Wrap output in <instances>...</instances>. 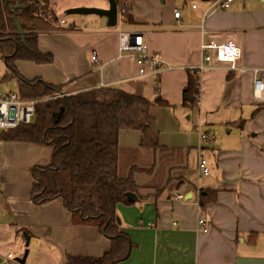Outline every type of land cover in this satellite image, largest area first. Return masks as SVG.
<instances>
[{
  "label": "crops",
  "instance_id": "1",
  "mask_svg": "<svg viewBox=\"0 0 264 264\" xmlns=\"http://www.w3.org/2000/svg\"><path fill=\"white\" fill-rule=\"evenodd\" d=\"M202 3L193 9L189 0H129L127 25L132 28L126 32H144L149 52L175 69L159 79L139 76L137 64L120 55L119 31L109 30L107 20L98 17L87 26L59 24L56 32L47 26L48 31L39 35L38 49L52 54V63H15L30 84L43 82L66 94L105 86L150 103L160 97L169 105L152 108L151 116L161 145L181 150L174 154L175 162L183 163L190 185L179 190L192 198L172 202L178 191L154 196L142 190L134 205L119 204L120 230L135 244L129 259L119 264H264V124L241 125L244 116L259 108L253 70L264 72V25L243 29L242 11L234 2L227 10L216 3ZM99 7L108 8V4ZM176 11L180 19L175 18ZM228 39L240 45V66L246 74L228 73L215 63L207 64L201 75L192 71L201 63L203 45ZM93 52L98 54V65L92 62ZM195 79L198 102L190 109L184 106V91ZM209 117H215L214 123L223 122L226 133L218 136L210 128L217 138L207 144L206 151L201 150L210 175L199 177L200 147H189L184 163L183 147L175 143L181 137L183 146L192 144L195 129L200 140L199 132L204 133ZM140 142L138 131L120 132L122 148H138ZM192 156L194 162L188 159ZM52 159L48 146L0 138V264H66L68 256L99 259L112 247L98 227L74 225L61 200L34 204L32 173L48 167ZM190 167L195 177H209L206 185L191 178ZM136 178L143 186L152 176ZM199 190L217 191V200L205 211L199 207ZM200 219L206 231L199 226Z\"/></svg>",
  "mask_w": 264,
  "mask_h": 264
},
{
  "label": "trees",
  "instance_id": "2",
  "mask_svg": "<svg viewBox=\"0 0 264 264\" xmlns=\"http://www.w3.org/2000/svg\"><path fill=\"white\" fill-rule=\"evenodd\" d=\"M50 3V0H0V54L11 73L9 77L17 80L23 99L43 98L47 92L59 91L43 82L30 84L15 65L17 61L52 63V54L39 51L38 38L48 31L47 26L51 32L58 30L53 25L57 17L51 13L49 20L41 18L43 23L36 24L38 15H45ZM130 17L128 11L129 23ZM17 21L26 34V45L17 33ZM197 92L198 80H190L184 91L185 107L195 108ZM53 101L44 108V104L38 106L35 124L20 126L0 138L50 147L52 163L32 173L34 204L42 206L61 200L74 225L98 227L112 242L110 251L102 258L68 256L66 264L125 262L135 244L120 230L117 207L131 206L137 201L140 185L135 178L140 173H136V165H146L150 155L161 153L157 161L164 175L166 167L177 161L174 154L179 150L161 145L151 116L152 108H169V105L160 97L150 103L145 98L107 88L71 95L63 103L50 104ZM260 111H264V105L258 108L257 112ZM124 130L141 134L138 148L120 146L119 135ZM161 177L160 172L158 180ZM199 196V207L205 211L217 200V191L200 192Z\"/></svg>",
  "mask_w": 264,
  "mask_h": 264
},
{
  "label": "built area",
  "instance_id": "3",
  "mask_svg": "<svg viewBox=\"0 0 264 264\" xmlns=\"http://www.w3.org/2000/svg\"><path fill=\"white\" fill-rule=\"evenodd\" d=\"M193 3V9L197 8L195 0H189ZM220 3V4H219ZM216 2V5L221 10H227L231 7L233 0H220ZM118 5V24L120 18H123L127 14L129 6V0H122ZM180 13L175 12V18L180 19ZM124 21V20H123ZM125 22V21H124ZM60 26H65L66 21L59 19ZM119 51L121 57H128L132 62L139 66V76H150L155 79H159L166 72L175 70L173 66L165 62L158 55H151L148 50L146 34L144 32H126L119 30ZM202 60L197 67H193L192 71L201 75L207 69V64L215 63L223 65V68L228 73H235L236 75L246 74L247 70L240 66L242 58V49L234 39H229L224 44H206L201 48ZM3 59L0 58V63ZM92 62L96 65L100 64L98 54L93 52ZM255 75L254 82V99L257 104L264 105V72L259 69H254ZM99 88H105L101 86ZM58 96L45 97L39 99H23L19 93L8 92L4 93L0 91V136L8 131L15 130L23 125H29L32 122V118L37 114V108L40 104H47L49 101L57 100ZM198 99V96H196ZM200 140L206 145H211L215 142L217 136L215 133H203L199 132ZM202 150V148H200ZM200 150V151H201ZM196 171L199 177H205L210 175V166L208 160L202 155L198 157V163ZM184 195L182 193L177 194L174 200H183ZM199 226L205 231V221L200 219ZM9 259L13 258V255L8 256Z\"/></svg>",
  "mask_w": 264,
  "mask_h": 264
},
{
  "label": "rangeland",
  "instance_id": "4",
  "mask_svg": "<svg viewBox=\"0 0 264 264\" xmlns=\"http://www.w3.org/2000/svg\"><path fill=\"white\" fill-rule=\"evenodd\" d=\"M50 1H51V3H50L51 5H50V7H49V5L47 6V13L45 15H43V14L38 15L39 19H37V21H36V24H38V26H40L39 24L43 23L41 18L47 17V19L49 20V18L52 17L51 13L55 14V17H57V20L53 19L54 27L59 26V19H62V18L66 21L68 26L69 25L72 26L74 24H79L80 26H87L89 24L90 20L94 19L97 16H94V15H66L65 12L68 10H71V9H75V8H85V7L89 8L91 5H102V4L106 5V4H108L107 0H50ZM121 1L122 0H119V2H121ZM195 2L199 3V4H203L201 0H195ZM216 2L219 3L220 0L211 1V3H216ZM233 2H234V4L232 3L233 6H237L238 9H240V11H242V15L240 18V25L243 29H247L250 26L255 25V24L264 25V0H233ZM128 8H129V6H128ZM224 12H227V11H224ZM127 13H128V9H127ZM127 22L129 23V20H127V14H125V16H123V18H120V23L117 25V27L114 29H109V30H111V31H113V30H116V31L125 30L126 31L127 29H131L132 27L130 25H127L128 24ZM222 44H224V43H222ZM150 54L151 55H157V54H152V53H150ZM0 58L3 59L1 54H0ZM9 76H11V73H10L9 68L6 65L5 61H3L2 63H0V91H2L4 93L16 92V93L20 94L19 89H18L17 80L10 78ZM47 93L48 94H46V96H44V97H52V96H56V95L58 96L57 100L50 102V104H52L54 102L63 103L65 99H67L71 96L70 94H66V93L62 92L61 90L51 91V92H47ZM26 99H28V98H26ZM195 101L197 104L198 100L196 99V97H195ZM47 105L48 104H46V105L44 104V106H42V108L46 107ZM258 106L260 108L262 107V105H259V104H258ZM214 120H215V117H209V119L206 122L208 126L206 127V129L203 130L204 133L209 132V131H211V133H213L212 130L216 131L218 136L220 134L226 133V130H224L225 128L222 127L223 122L222 123H214L213 122ZM259 120H260V122H258ZM35 123H36V116L32 118L31 124H35ZM260 123L264 124V111H260L257 113V110H253L250 113V115L244 116L241 120V125H245V126L260 125ZM215 125H216V127H215ZM210 128H212V130ZM223 130H224V132H223ZM192 133L196 134L195 136L192 137V144H187L186 146H183V140L181 137H179L178 142L175 143L176 145H180L181 147H183L182 155H183V162L184 163H185L184 157L186 158L187 150L189 147H194V148L200 147V148H203L204 151H206L205 149L208 147L205 143L200 144V140H199V137L197 135L196 129ZM128 141L130 142V140H128ZM166 146L169 149L171 147L170 145L169 146L166 145ZM172 149H174V148H172ZM174 150H180V149H174ZM200 150H199V155H201ZM206 154H207V157H209V154L208 153H206ZM160 155H161V153H159L158 155H150V158H149L150 161L146 165H138V164L136 165V167H135L136 173H140V174L146 175V176L147 175L152 176V179L149 182L146 181L144 184H142L143 186H140L139 193L142 190L150 192L154 196H158V195L160 196L164 192L175 193L178 191L179 193H181L179 189L183 188L184 186L190 185L188 177L183 170L184 167H182L183 163L173 162L172 165H170L169 167H166L167 169L165 170V173L163 175L162 167L160 166V164L157 161V159ZM163 155L164 154H162V156ZM188 159H189V161L193 160V162L196 160L194 158V156H192ZM193 171L194 170L191 171V167H190L189 174H190L191 178L194 181H197V179H201V178H198V176L195 177V172H193ZM160 172L162 173V177L158 180V173H160ZM136 179L141 181V178L139 176ZM208 179H209V177L208 178H202L201 183L203 184ZM203 185H206V184H203ZM200 192H203V191L201 190ZM179 193H176V195ZM184 199H185V195H184ZM193 199H194V197H193ZM172 202H175V200H172ZM181 231H186V230H181ZM27 238L28 237L26 236V240H27ZM28 241H27V243H28Z\"/></svg>",
  "mask_w": 264,
  "mask_h": 264
},
{
  "label": "water",
  "instance_id": "5",
  "mask_svg": "<svg viewBox=\"0 0 264 264\" xmlns=\"http://www.w3.org/2000/svg\"><path fill=\"white\" fill-rule=\"evenodd\" d=\"M20 2L22 0H19ZM202 2H211L215 0H201ZM108 2V8H99V7H89V8H75L71 9L65 12L66 15H94L101 19L107 20V28L114 29L118 25V5L117 0H107ZM19 6H17L18 8ZM17 28V33L23 43V45H26V34L20 24V22L15 23ZM192 198V195L186 196L184 199L185 201ZM27 253H25L24 259L22 260V263L26 260Z\"/></svg>",
  "mask_w": 264,
  "mask_h": 264
},
{
  "label": "flooded vegetation",
  "instance_id": "6",
  "mask_svg": "<svg viewBox=\"0 0 264 264\" xmlns=\"http://www.w3.org/2000/svg\"><path fill=\"white\" fill-rule=\"evenodd\" d=\"M90 7H99V5H94V6H90ZM100 8V7H99Z\"/></svg>",
  "mask_w": 264,
  "mask_h": 264
}]
</instances>
